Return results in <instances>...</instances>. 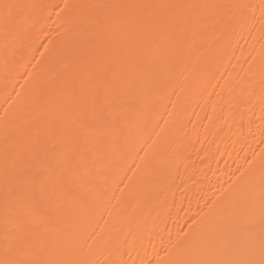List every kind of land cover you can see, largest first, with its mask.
<instances>
[{
  "label": "bare ground",
  "instance_id": "bare-ground-1",
  "mask_svg": "<svg viewBox=\"0 0 264 264\" xmlns=\"http://www.w3.org/2000/svg\"><path fill=\"white\" fill-rule=\"evenodd\" d=\"M0 264H264V0H0Z\"/></svg>",
  "mask_w": 264,
  "mask_h": 264
}]
</instances>
